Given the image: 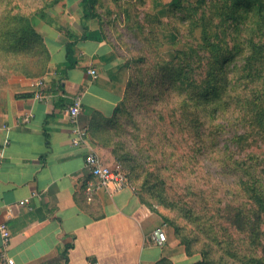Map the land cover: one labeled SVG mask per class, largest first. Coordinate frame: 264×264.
<instances>
[{
    "label": "rangeland",
    "instance_id": "rangeland-1",
    "mask_svg": "<svg viewBox=\"0 0 264 264\" xmlns=\"http://www.w3.org/2000/svg\"><path fill=\"white\" fill-rule=\"evenodd\" d=\"M55 1L0 0V90H18L23 82L39 81L48 74L47 27L64 37L78 27L80 19L75 13L82 0H57L54 5ZM188 1L90 3L93 27L101 30L133 81L105 141L113 147L132 189L156 211L168 241L187 242L200 262L206 259L207 264H254L253 258L264 256L262 247L251 244L230 217L240 205L250 208L239 184L248 169L264 188V133L255 131L256 104L236 109L238 95L264 99V72L261 77H243L248 75L243 72L244 58L254 57V45L261 44L256 35L263 40L264 36L256 30L260 23L254 13L251 17L242 10L249 5L243 3L237 9L240 13L230 17L235 20L222 24L237 49L236 59L215 67L200 43L197 19L202 13L193 18ZM214 1L208 4L211 9ZM42 8L46 22L39 17ZM16 14L29 16L24 34L19 30L23 24L14 19ZM13 43L16 53L10 50ZM227 76L232 83L224 92L222 81ZM207 82L211 88L207 89ZM207 96L212 102L220 97V107L228 97L235 100L225 116L229 124L221 118L212 121L207 115L202 118L204 126L191 122L194 111L205 107L200 104ZM218 124L223 125L217 128ZM237 134L247 135L246 139L232 142ZM262 235L264 245V224Z\"/></svg>",
    "mask_w": 264,
    "mask_h": 264
},
{
    "label": "crops",
    "instance_id": "crops-1",
    "mask_svg": "<svg viewBox=\"0 0 264 264\" xmlns=\"http://www.w3.org/2000/svg\"><path fill=\"white\" fill-rule=\"evenodd\" d=\"M77 9L72 55L71 39L47 27L48 74L18 90H0V220L12 232L8 256L15 264H198L200 256L188 255L175 239L157 244L160 218L132 187L117 193L100 188L86 166L92 152L105 165L118 162L105 140L130 78L101 30L81 5ZM76 95L84 102L81 146L73 145L67 114Z\"/></svg>",
    "mask_w": 264,
    "mask_h": 264
},
{
    "label": "trees",
    "instance_id": "trees-1",
    "mask_svg": "<svg viewBox=\"0 0 264 264\" xmlns=\"http://www.w3.org/2000/svg\"><path fill=\"white\" fill-rule=\"evenodd\" d=\"M92 2L95 3V0H82V2L80 3L81 8L83 9V12H85V17L87 19L94 18V16L92 15L93 9L90 7V3ZM56 3L57 0L54 2V5ZM188 3H189L188 10L191 11L192 13L191 15L193 16V18L196 17V14H198V12L202 13L201 16L197 19L198 26H200L202 30L200 43L201 46L204 47V49L209 51L210 59L215 67H217L219 63H222L223 65L224 64L228 65L231 63V61L236 59V54L234 52L237 49L236 48L234 49V47L232 46V39L230 38L228 40L227 37L225 36L222 30V24L224 22L229 23L230 19L235 20L233 17L232 18L230 17L240 13V10L237 9L243 3L245 5L247 4L249 5L243 7L242 10L249 11L247 15L251 17H252V13H254V16L258 19V23H260L259 24L260 26L258 25L256 30L257 32H259L260 35L264 36V0H215L213 3L214 7H212V9L210 8V5H208L211 4L210 0H191L188 1ZM180 5L181 4H179V6ZM40 13L41 14L39 17L46 22L45 19H47V17L45 16L46 14H44L43 8L40 10ZM14 19L18 21V24L20 25L23 24L22 26H20L19 29L21 33L24 34L25 32H27V28L29 26V16L16 14V16H14ZM246 20H248V17L246 18ZM232 22L236 23L235 21ZM49 24H52V22H50ZM231 28H229L228 31H231ZM33 33L37 38H40V36L37 33L35 32ZM69 36L71 42L67 45V53L68 55H72L73 48L76 44L77 39L73 37L72 34H69ZM256 39L260 41L261 44L254 45V50L257 49V52L254 54V57L247 56L246 59L244 58L245 67L243 69V72L248 73L247 76H243L245 78L252 77L255 75L261 77L264 72V40L261 37H259V35H256ZM248 44L250 43L248 42ZM2 45L3 43H1V47ZM13 45L16 44L13 43L12 46H10V50L13 51L14 53L18 52V49ZM238 55L239 54H237V56ZM50 60H51V56L49 54L47 58L48 61L47 65H49ZM132 82L133 81H130L129 83V88L126 93L125 99L128 97L130 93L129 91L132 88ZM222 82L224 84L223 90L224 92H226L229 89L232 81L229 80V77L227 76L226 78H224ZM206 87L207 89L211 88L210 82H207ZM204 89L202 88V90ZM125 99L122 102V104L117 107L116 114L123 107ZM218 99L221 100L220 97H218L217 100H214L212 102V100H210L209 97L207 96L205 102L200 104V107H202V105H205V107H203V109L197 108L194 111L191 117V122L194 125L199 124L201 126H204L205 123L202 121V118L207 115L208 118L211 119L212 121L221 118L223 119V121L228 120L225 121V123L229 124V119L228 118L225 119V116H227V114L230 112L232 107H234L233 103L235 102V100L230 101V98L228 97V99L225 101V105L223 104L224 107H220V105L217 104V102L219 101ZM236 104H237L236 109L239 108L249 109L254 104H256V108H257L256 124L258 127L256 128L255 131L259 129V131H257L258 133H264V99L260 98L254 101L251 98L249 99L247 97L244 96L241 97L238 95ZM260 106H261V110H260ZM244 116L249 117V113L245 112ZM244 121L247 123L246 120ZM241 122L243 121H240L239 124ZM222 125L218 124L217 128L219 127L221 128ZM246 136L247 135L244 134L241 135L237 134L233 136L232 142L242 143L246 139ZM248 170L249 172L247 176L243 174L240 177L239 184L242 189L244 197L247 199L248 203L250 204V208L246 209V205H240L236 207V210L233 212V214L230 217V221L231 224L235 226L240 233H244L249 237L251 244L255 246L257 245L258 248L262 247L264 252V245L262 244V236H263L262 225L264 224V188L257 175L254 174L250 169ZM140 198L143 201V203L147 205V207H149L153 212H156L155 210H153L152 205L147 200H145L141 196ZM181 243L185 245V249L188 255L191 256L194 255L193 252L190 250V247L186 244L187 242L181 240ZM206 261L207 260L205 259L202 262H199L198 264H207ZM252 261L254 264H264V256L261 259L253 258ZM220 264H227V263L222 262Z\"/></svg>",
    "mask_w": 264,
    "mask_h": 264
},
{
    "label": "built area",
    "instance_id": "built-area-1",
    "mask_svg": "<svg viewBox=\"0 0 264 264\" xmlns=\"http://www.w3.org/2000/svg\"><path fill=\"white\" fill-rule=\"evenodd\" d=\"M90 73L95 76L96 70H91ZM39 99H43L40 94L37 96ZM84 110L83 97L76 95L72 98L71 103L67 107V114L71 125L75 128L76 138L73 139V145L81 146L85 143L87 134L84 130L79 128V117ZM29 117L25 119V122L29 121ZM0 158H2V152H0ZM86 166L90 169L91 175L95 180V184L98 187L103 188L111 192H121L131 187L127 174L125 173L123 166L120 162H116L114 165H105L100 157L92 152L89 153L85 160ZM94 184L88 183V190L92 191ZM30 200H23L20 202L21 206L29 203ZM0 237L3 241L4 249L0 252V260L4 261V264H15L13 258L8 256V247L12 241V232L8 222L0 220ZM155 237L157 244L162 246L167 243L166 232L159 228L155 231Z\"/></svg>",
    "mask_w": 264,
    "mask_h": 264
}]
</instances>
